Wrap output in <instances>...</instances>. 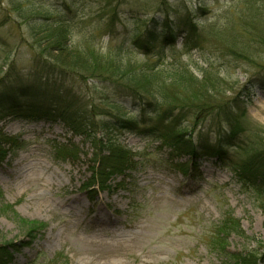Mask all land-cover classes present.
<instances>
[{"label": "rangeland", "instance_id": "374dc122", "mask_svg": "<svg viewBox=\"0 0 264 264\" xmlns=\"http://www.w3.org/2000/svg\"><path fill=\"white\" fill-rule=\"evenodd\" d=\"M42 16L67 19L71 38L79 36L72 45L101 53L130 44L146 29L162 36L166 22L176 31L192 18L197 41L193 36L188 49L183 38L168 47L157 42L148 55L129 45L132 60L163 66L178 60L198 78L207 70L208 89L221 107L195 126L184 123L194 143L221 140L218 135L228 129L223 114L230 111L243 113L244 139L248 132L252 138L264 135V90L257 83L264 82V0H0L5 88L33 79L39 52L28 26ZM99 81L66 85L97 106L103 114L97 119L138 118V101ZM0 132V244H21L9 264H231L233 254H253L264 264V194L239 184L222 161L202 157L185 174L178 163L187 158L171 161L154 137L119 130L111 137L132 153L134 167L113 178L108 189H87L90 142L61 122L6 119ZM65 145L81 151L79 157L69 158ZM223 148L232 159L244 157L234 147ZM56 151L66 160L57 161ZM227 219L239 222L244 237L229 233L221 239ZM29 223L39 226L32 237L26 235Z\"/></svg>", "mask_w": 264, "mask_h": 264}, {"label": "trees", "instance_id": "16d2710c", "mask_svg": "<svg viewBox=\"0 0 264 264\" xmlns=\"http://www.w3.org/2000/svg\"><path fill=\"white\" fill-rule=\"evenodd\" d=\"M191 19L186 17L182 27L176 31L166 22L162 36L153 29H146L135 34L130 44L112 45L107 52L101 53L91 45L70 44L72 29L67 19L39 17V21L28 26L29 35L39 52H36L37 59L30 75L33 79L28 84L17 82L5 88L6 76L0 75V89L5 88V92L0 94V121H59L74 136L88 140L92 152L88 166L90 185L87 189L95 186L100 190L108 189L113 178L123 176L134 167L132 153L111 137L113 132L121 130L154 137L168 148L171 161L187 158L186 162L178 163L185 174L193 171L202 157L216 158L225 163L239 184L264 194V135L252 134L256 136L252 138L248 132L244 139L245 131L240 123L243 113H237L238 116L231 111L224 112L227 132L219 134L221 140L218 138L213 144L201 138V141L194 143L188 134V127L184 123L195 126L199 120L221 107L208 89L210 80L207 70H201L198 78L178 60H172L167 66L160 64L159 60L137 63L132 60L133 51L126 47L132 45L140 54L148 55L157 42L168 47L183 38V49L186 50L193 36L197 38L198 32ZM73 79L82 83L89 80L107 82L118 95L140 103L138 118L107 114L109 118L97 119L103 115L97 112V106L85 101V97L74 91L71 85H66ZM257 83L264 90V82L258 80ZM8 89L10 93H7ZM26 95H39L42 99L38 103L24 101ZM2 139L4 136L0 132V141ZM223 144L243 151L244 157L232 159ZM63 152H71L69 158L79 157L81 153L73 145L72 148L65 145ZM83 154L87 156V153ZM0 156L4 157L3 150H0ZM54 158L62 162L66 160L57 151ZM261 205L264 218V202ZM10 211L8 208L6 214ZM28 225L25 226L26 235L32 237L39 226L34 223ZM221 227L225 228L219 231L223 240L229 233L244 237L238 221L230 222L227 219ZM221 245L223 247V243ZM20 247V243L0 244V264H9ZM230 258L231 264H257L253 254H233Z\"/></svg>", "mask_w": 264, "mask_h": 264}, {"label": "clouds", "instance_id": "9594fccd", "mask_svg": "<svg viewBox=\"0 0 264 264\" xmlns=\"http://www.w3.org/2000/svg\"><path fill=\"white\" fill-rule=\"evenodd\" d=\"M194 23H197L196 21H194ZM79 40V36L76 34H73L71 40H70V44H75L77 43V41Z\"/></svg>", "mask_w": 264, "mask_h": 264}]
</instances>
